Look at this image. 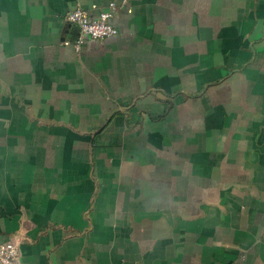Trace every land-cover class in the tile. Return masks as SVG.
Masks as SVG:
<instances>
[{
	"label": "crops",
	"instance_id": "obj_1",
	"mask_svg": "<svg viewBox=\"0 0 264 264\" xmlns=\"http://www.w3.org/2000/svg\"><path fill=\"white\" fill-rule=\"evenodd\" d=\"M116 3L115 37L68 14ZM24 264H264V0H0V243Z\"/></svg>",
	"mask_w": 264,
	"mask_h": 264
},
{
	"label": "built area",
	"instance_id": "obj_2",
	"mask_svg": "<svg viewBox=\"0 0 264 264\" xmlns=\"http://www.w3.org/2000/svg\"><path fill=\"white\" fill-rule=\"evenodd\" d=\"M117 9V4L112 3L109 8L97 14L82 7H77L71 11L67 18L76 23L81 30L80 38L75 44L76 48L82 49L88 38L102 40L117 36L119 29L112 21ZM0 264H24L21 246L15 239L0 243Z\"/></svg>",
	"mask_w": 264,
	"mask_h": 264
}]
</instances>
